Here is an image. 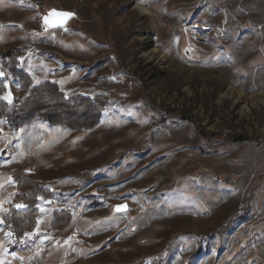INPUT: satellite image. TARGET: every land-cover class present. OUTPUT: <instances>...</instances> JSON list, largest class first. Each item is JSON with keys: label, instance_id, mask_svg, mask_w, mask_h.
<instances>
[{"label": "rangeland", "instance_id": "obj_1", "mask_svg": "<svg viewBox=\"0 0 264 264\" xmlns=\"http://www.w3.org/2000/svg\"><path fill=\"white\" fill-rule=\"evenodd\" d=\"M137 2L0 0V101L108 104L90 131L0 120V264H264V0ZM14 172L53 193L21 240Z\"/></svg>", "mask_w": 264, "mask_h": 264}, {"label": "trees", "instance_id": "obj_2", "mask_svg": "<svg viewBox=\"0 0 264 264\" xmlns=\"http://www.w3.org/2000/svg\"><path fill=\"white\" fill-rule=\"evenodd\" d=\"M13 73L22 80L29 79L23 72ZM28 82L26 88L29 86ZM103 99L102 97H66L56 86L42 84L28 90L20 106H11L0 101V120L5 121L15 130L41 120L49 126L69 131H90L100 124L104 109L108 105ZM83 176L79 175V177ZM12 179L26 208L11 209L1 217V220L5 228L12 229L14 239L21 240L25 234L33 231L40 218L39 200H49L53 193L44 189L34 174L14 172ZM70 218L68 212L55 213L51 228L63 229L69 224Z\"/></svg>", "mask_w": 264, "mask_h": 264}, {"label": "snow or ice", "instance_id": "obj_3", "mask_svg": "<svg viewBox=\"0 0 264 264\" xmlns=\"http://www.w3.org/2000/svg\"><path fill=\"white\" fill-rule=\"evenodd\" d=\"M72 16H74V13H68V12H57V11H53L49 13L48 17L44 18L45 24L49 25L51 27H56L58 25H63L64 21L71 18ZM50 17H56L58 19L56 20H50ZM3 74L0 73V76H2ZM6 99H9L10 102V97H6ZM17 208H23L24 205L22 204H18L16 206ZM126 210V206H117L116 211L117 212H121V211H125Z\"/></svg>", "mask_w": 264, "mask_h": 264}, {"label": "water", "instance_id": "obj_4", "mask_svg": "<svg viewBox=\"0 0 264 264\" xmlns=\"http://www.w3.org/2000/svg\"><path fill=\"white\" fill-rule=\"evenodd\" d=\"M53 11H54V10H52V11H50V12H53ZM55 11H57V12H68V13H72V12H69V11H63V10H55ZM50 12L47 13L46 17L49 16V13H50ZM74 16H75V15H74ZM74 16H72L71 18L65 20L62 26H61V25H58V26H56V27H51V26H49V25H47V26H48L49 28H51V29H64V28H66V27L68 26V24L71 22V20L74 18ZM49 19H50V20H56V19H58V18H56V17H50ZM0 73H1V71H0ZM117 206H126V210H125V211H121V212H117V211H116ZM117 206H115V208H114L115 212H117V213H125V212H127V211L129 210V206H128L126 203H125V204H122V205H117Z\"/></svg>", "mask_w": 264, "mask_h": 264}, {"label": "bare ground", "instance_id": "obj_5", "mask_svg": "<svg viewBox=\"0 0 264 264\" xmlns=\"http://www.w3.org/2000/svg\"><path fill=\"white\" fill-rule=\"evenodd\" d=\"M135 1H136V4H137L136 5L137 9L141 12V14L143 16H147V15L150 14L148 10H146L144 7L140 6V4L137 2V0H135ZM260 101H262L264 103V100L263 99H261Z\"/></svg>", "mask_w": 264, "mask_h": 264}]
</instances>
